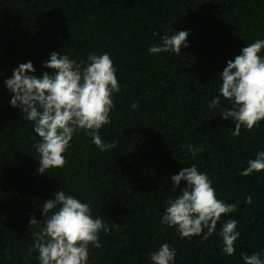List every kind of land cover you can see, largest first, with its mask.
<instances>
[{
	"label": "trees",
	"instance_id": "16d2710c",
	"mask_svg": "<svg viewBox=\"0 0 264 264\" xmlns=\"http://www.w3.org/2000/svg\"><path fill=\"white\" fill-rule=\"evenodd\" d=\"M181 30L190 34L180 53L148 52ZM256 39H264V0H0V264H39L27 249L43 222V202L58 190L89 203L109 226L99 233L100 248L89 245L90 264H152L149 254L164 242L176 249L175 264H243L241 252L264 249V171L239 175L264 149V120L233 137L234 122L208 107L226 62ZM53 51L77 61L110 54L121 91L99 135L116 148L101 152L81 131L64 166L38 174L39 137L10 106L3 81L28 61L36 76L51 72L42 65ZM229 106L222 98L221 107ZM188 143L204 151L193 157L182 147ZM193 163L218 199L239 201L207 240L203 233L181 238L160 224L166 200L185 186H172L171 175ZM30 214L41 221L29 227ZM229 218L241 233L231 256L221 255L218 236Z\"/></svg>",
	"mask_w": 264,
	"mask_h": 264
},
{
	"label": "clouds",
	"instance_id": "9594fccd",
	"mask_svg": "<svg viewBox=\"0 0 264 264\" xmlns=\"http://www.w3.org/2000/svg\"><path fill=\"white\" fill-rule=\"evenodd\" d=\"M173 33V32H172ZM188 30L172 35L165 34L160 43L148 47L150 54L180 53L187 47ZM264 39H256L240 50V54L226 62L219 73L218 95L208 101V107L219 109L221 119L233 123V137L259 127L264 120ZM43 68L51 72L34 75L31 61L19 63L11 77L3 83L10 92L11 107H19L24 119L32 122V131L39 137L33 148L38 154V174L65 164L63 155L73 136L83 131L91 137V143L99 151L116 148V142H104L99 135L102 125L110 122V112L115 107L113 94L121 91L116 73L117 68L108 52H90L86 60L77 61L67 54L53 51L43 62ZM222 98L229 107H221ZM137 101L130 104L135 111ZM193 157L203 152L202 145L184 144ZM264 171V149L247 160V166L239 173L248 176ZM172 186H185L175 197L165 202L160 224L175 231L181 238H192L203 233L207 240L217 229L221 215L231 216L239 207V201L228 203L217 198L212 180L206 172L199 171L196 164L182 168L170 177ZM246 204L253 203L251 195L245 197ZM43 222L38 231L32 232L34 240L27 255L35 251L39 264H90L89 245L100 248L99 233L109 232L102 215L93 216L89 203L68 195L64 190L55 191L53 197L42 204ZM41 221V220H40ZM39 221V222H40ZM30 214L29 227L39 223ZM239 221L234 218L220 222L218 236L221 238V255L235 253V242L241 233ZM206 230V231H205ZM176 249L168 242L149 254L152 264H175ZM243 264H264V249L248 255L240 253Z\"/></svg>",
	"mask_w": 264,
	"mask_h": 264
}]
</instances>
